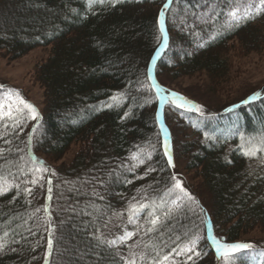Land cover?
<instances>
[{"label": "trees", "instance_id": "trees-1", "mask_svg": "<svg viewBox=\"0 0 264 264\" xmlns=\"http://www.w3.org/2000/svg\"><path fill=\"white\" fill-rule=\"evenodd\" d=\"M6 1L0 0V17L6 23L12 18L17 25L0 32L4 35H0V50L15 60L36 48L49 49V55L34 70V79L43 89L45 107L40 111L30 153L51 169L71 148L76 150L69 161L52 169L55 172L52 201H47V179L42 186L34 188V195L30 197L23 192L17 194L15 189L0 196V236L4 231L9 232L6 247L0 250V264H45L47 233L41 218L46 203L52 210L55 226L65 221L62 232L71 253L63 261L121 264L114 255L117 248L96 250L91 234L103 233L113 239L125 229L135 230L136 224L127 221L129 202H135L133 197L139 199L145 193L154 198L163 196L174 174L156 130V105L147 79L149 62L158 45L156 19L165 0H128L115 8L97 5L93 8L94 15L88 11L85 0H13L12 7H5ZM210 3L211 0H173L166 13L171 45L158 62V82L160 74L166 72L178 77L200 74L220 89L228 72L227 55L235 44L243 54L261 50L263 15L231 30L220 27L224 23V17H220L213 27V22L204 23L192 15L194 10L201 12ZM175 16L179 18L176 21ZM213 32L219 34L209 39ZM232 40L238 43L232 44ZM201 44L204 46L199 47ZM120 93L123 96L118 106H104L111 103L110 97ZM249 95L233 103L238 104ZM142 100H147L146 105H140ZM125 112L130 115L122 119ZM229 117L236 122L229 121L238 126L236 129L256 134L264 126V95L229 112L226 119ZM195 118L201 119L197 115ZM214 120L206 121L212 140L205 139L204 126L195 129L183 124L189 133L186 139L193 137L194 140L187 139L181 153V157H187L185 169L200 179L196 191L208 202L210 210L197 200L198 204L191 205V210L182 207L174 220L165 223L171 230L169 235L191 230L203 236L205 220H209L217 237L241 242V237L249 231L264 229V167L251 170L236 140L227 143L223 138L216 139L210 132ZM220 121L215 126L224 128L219 125ZM8 137L11 147L25 149L24 153L13 152L8 159L24 155L27 160L26 137L14 133ZM3 143L0 140V147L7 149L9 145ZM173 144V156L177 159L175 136ZM141 149L152 153L151 160L145 159L144 164L128 170L138 163L131 159V153ZM4 163L0 159V164ZM149 167L155 171L146 174ZM93 177L103 180V186L93 181ZM76 184L82 185V191L73 193L70 188ZM94 185L103 200L93 195ZM88 203L97 204L98 221L94 225L88 223L79 231L74 226L77 223L72 222V212L67 219L63 216L70 208ZM36 208L41 211L32 216ZM24 221L27 227L23 231L20 224ZM37 223L42 226L36 228ZM138 239L139 235L134 236L128 244ZM13 240L18 243H12ZM56 247L58 252L52 254L50 264H55L59 256V242ZM198 247L202 255L193 258L195 264H215L203 238ZM118 248L127 255L125 245ZM77 251L82 252V257H74ZM95 254H99L97 259L92 257Z\"/></svg>", "mask_w": 264, "mask_h": 264}, {"label": "snow or ice", "instance_id": "snow-or-ice-1", "mask_svg": "<svg viewBox=\"0 0 264 264\" xmlns=\"http://www.w3.org/2000/svg\"><path fill=\"white\" fill-rule=\"evenodd\" d=\"M85 2L88 11L94 15V6L99 5L115 8L119 4L128 2V0H85ZM172 4L173 0H165L156 19V26L158 29V36L156 39L158 47L155 55L152 57L153 63L157 56L169 45V35L166 32V13L170 10ZM72 11L75 10L73 9ZM262 14H264V0H211L210 4L204 6V10L201 12H196L194 10L192 13L196 20H200L204 23L213 22V27H215V22L220 17H224V23L220 27L227 30L238 28L242 21L246 24ZM184 23L185 21L182 20L181 24L183 25ZM218 34V32H213L210 34L209 39H215ZM197 35H199V33H197ZM198 46L203 47L204 45L201 44ZM147 79L152 81L153 86H155L161 106L170 102L176 108L198 114L201 119L193 122L192 127L199 128L204 126L205 131L203 135L205 139H213L212 135L206 130V121L209 119V115H206L202 105L176 92L163 95L164 89L157 85L156 81L153 79L151 66L147 69ZM261 95V92H254L239 104H234L226 108L225 112H232L235 109H239L241 105H248L260 99ZM122 96V93L114 94L109 99L116 103H109L104 106L108 108L118 106V101ZM129 115V112H125L122 119L127 118ZM38 117L39 113L35 106L29 103L18 89L11 87L5 88L3 84H0V127L4 128L5 132L9 129L12 131L20 129L22 131V126L28 120L37 121ZM155 119L157 122H161V112H156ZM160 127L161 131L164 133V156L167 157L168 165L174 168L175 164L172 156V146L168 140L169 133L163 123L160 124ZM36 131L37 127L34 124L25 144V148L29 153L31 151L32 134ZM236 132L239 135L240 141L238 150L243 156L255 158L258 154L264 153V126H262L256 134H247L244 131H240V129H236ZM3 137L4 133H0V139H3ZM4 143L9 145V147L7 149L0 147V159H3L5 162L4 164H0V196H3L13 189H15L17 194L23 192L24 195L31 196L32 187L28 185H38L40 181L45 179L43 175L45 173H51L52 176L55 175L53 170L47 168L43 161H40L33 155H28L27 160H25L24 155H19L16 159L9 160L8 157L13 152L24 153L25 149L11 147V141L7 139H4ZM151 158L152 153L145 152L144 149H141L140 152H132L131 159L133 161H138V163L132 164L128 170H132L144 164L145 159L151 160ZM121 167H125V165L122 164ZM13 169H15V171H13ZM152 171H155V169L149 167L146 170V174ZM29 177L31 178L29 179ZM92 180L97 181L101 186L104 184V181L99 177H93ZM90 182L91 181H86V183ZM127 182L131 183V181ZM171 182V186L167 187L163 196L154 198L145 193L142 194L139 199L133 197V201L135 202H129L127 221L128 224H136L135 230L128 231L125 229L122 235L116 236L113 239H108L103 233L96 235L95 232H93L92 238L96 241L94 247H107L109 249L116 247L117 250L114 255L119 257L121 264H180L177 260L178 257L186 258L182 264H188V261H193V264H195L193 258H199L202 255L198 247L203 238L201 234L199 232L186 230L182 234H176L174 236L169 235L168 233L171 230L165 222L174 220L175 213L182 207L187 206L191 210L190 206L198 204V201L183 186V182L177 175L173 174L171 176ZM46 183L48 185L47 201L50 202L53 199V180L48 177ZM93 195L103 200V196L96 192L95 185L93 186ZM13 199H15V197ZM28 203H31V201H28ZM40 211V208H36L32 216ZM94 211L98 210L94 209ZM203 211L204 210L201 209V212ZM43 214L41 219L47 233V251L44 256V261L45 264H50V257L54 252H58L56 244L63 240L62 228L65 221L61 220L59 226L53 224L52 210L48 203L43 207ZM32 216H30V219ZM24 223L26 224L27 221H24ZM35 226L36 228H40L42 224L37 223ZM106 226L105 224V227ZM27 230L35 235L32 228ZM57 231H60L59 236L56 235ZM96 231L98 232L99 229ZM141 232L143 233L142 235H140ZM138 235L139 239L134 244H128V241ZM8 236V231H4L3 235L0 236V250L6 247L5 238ZM207 239L214 249L218 264H264V252L259 251L252 242H228L225 238L214 235L210 225L207 228ZM12 243H18V241L13 240ZM118 245H125L128 248L127 255L119 251ZM12 251H15V249H12ZM58 254L62 256L63 252H59ZM257 257L261 259L258 260Z\"/></svg>", "mask_w": 264, "mask_h": 264}, {"label": "rangeland", "instance_id": "rangeland-1", "mask_svg": "<svg viewBox=\"0 0 264 264\" xmlns=\"http://www.w3.org/2000/svg\"><path fill=\"white\" fill-rule=\"evenodd\" d=\"M5 7H12L13 0H7ZM185 13V12H184ZM175 21L178 20V16L173 18ZM17 23L14 19H10L9 22H5L3 17H0V32L3 30L10 29L16 26ZM186 25V24H185ZM264 28V24L261 26V29ZM1 36L4 37L2 33ZM232 44L238 43L237 40H232ZM242 50H239L237 44H235V48L232 49L227 55V75L223 78V85L217 88L214 84H212L210 79H208L204 75L194 74L191 76H176L169 72L161 73L159 76V84L167 89H169V94L172 92H176L185 98L200 104L203 106L205 113L217 112L225 107H229L233 105L235 101L240 100L246 94L261 92L264 93V44L261 47V50H257L254 52L242 53ZM49 55L48 48H36L29 51L27 54L22 56L19 59L12 60L8 54L4 53L0 50V84H3L5 88H15L20 91L22 96L31 104L35 106L38 113L41 110H44L45 107V97L43 95V89L34 79V70L38 63L45 60ZM157 83V85H159ZM159 85V86H160ZM160 86V87H161ZM165 89V90H167ZM139 91H142L140 88ZM111 103L115 104L116 102L111 101ZM147 100H142L140 105H146ZM230 104V105H229ZM41 114V113H40ZM167 119L171 125L175 136V145H176V154L177 159H175V167L173 168V172L178 178L183 182V186L194 195L196 200L202 202L205 208L210 210V206L205 198L198 195L196 191V184L200 181V179H195L186 168V158L185 156L181 157L182 146L184 142L189 139L190 142L193 137H189L186 139V136L189 134L188 130L185 129L181 121H179L171 112H167ZM37 123V121L28 120L23 126V130L16 129L12 131L9 129L5 132L4 128L0 127V133H4V139L10 141V137L12 133L23 135L27 137V135L31 132L33 125ZM29 136V135H28ZM34 136L32 137V139ZM25 139V138H24ZM5 144V143H3ZM4 148V147H3ZM181 148V149H180ZM6 149V148H5ZM75 148H71L70 151L60 158L59 161L54 162L51 166V170L53 167H61L63 163L69 161L73 154L75 153ZM261 156L262 161H264V153L258 154ZM258 159V157L250 160L249 166L251 170L258 168L259 166H263L264 162ZM46 166V165H45ZM15 171V170H13ZM51 173L43 174L45 179L47 176L50 177ZM47 175V176H46ZM52 177V176H51ZM31 178V177H30ZM29 178V179H30ZM44 179V180H45ZM38 185H43V180L40 181ZM32 187V192L34 191V187L32 185H28ZM37 186V185H36ZM64 187L68 188L67 184H64ZM82 185L76 184L71 185L70 191L73 193L82 191ZM41 196V195H38ZM97 205V204H96ZM95 204H81L76 207L70 208L67 213L64 214L63 218L67 219L69 217V212H72V222H76L74 226L77 227L79 231H82L86 228L88 223H96L98 221V214L100 210L97 208ZM98 210V211H94ZM27 225L25 223L20 224L21 230H26ZM92 236V234H91ZM241 242H252L256 246V248H264V229H254L249 231L247 234L241 237ZM70 245L68 241L63 237L62 241H59V252H63V255H59L56 258L55 264H69L66 261H63V258L66 255H70ZM101 248H96V250ZM74 257H82V252H76ZM97 259V254L92 256ZM185 257H178L177 260L182 264L185 260ZM215 264H218L216 259Z\"/></svg>", "mask_w": 264, "mask_h": 264}]
</instances>
